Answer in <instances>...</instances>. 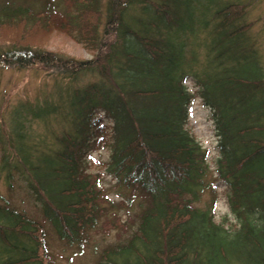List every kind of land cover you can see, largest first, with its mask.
Here are the masks:
<instances>
[{"label":"trees","instance_id":"1","mask_svg":"<svg viewBox=\"0 0 264 264\" xmlns=\"http://www.w3.org/2000/svg\"><path fill=\"white\" fill-rule=\"evenodd\" d=\"M217 3L190 16L187 25L165 3L153 16L142 0H109L104 34L113 44L95 69L97 81L11 113L0 170L7 180L26 184L67 244L114 231L117 239L102 248L98 264H264V66L255 46H247L248 26L237 24L243 8ZM134 5L149 15L135 21L136 30L126 20ZM4 9L0 24L38 17L26 9ZM47 18L57 28L66 26L63 14ZM198 29L208 34L202 54L200 45L188 46ZM41 53L9 51L5 57L26 66L38 61L51 69L86 68L87 62ZM191 75L217 137L214 170L208 150L187 128L195 98L185 86ZM56 114L71 128L50 145L31 141L27 122ZM105 148L106 173L129 191V202L137 199L135 218L121 201L126 219L119 222L113 211L118 204L99 187L100 174L88 172L90 152ZM218 181L227 189L233 227L214 222ZM207 192L212 196L204 201ZM44 237L40 223L0 203V264H47Z\"/></svg>","mask_w":264,"mask_h":264},{"label":"rangeland","instance_id":"2","mask_svg":"<svg viewBox=\"0 0 264 264\" xmlns=\"http://www.w3.org/2000/svg\"><path fill=\"white\" fill-rule=\"evenodd\" d=\"M142 1L147 4L153 16L156 10L164 6V3L165 6L168 4L169 12L173 10L177 15L184 17L183 22L188 25L190 16L205 13V7L215 0H170L174 8L165 0ZM217 1L218 8L228 4L243 8L244 14L237 24L248 26L247 46L250 47V44L255 46L264 66V0ZM108 4L109 0H0V11L4 8L11 11L26 9L29 15L35 13L38 16L22 19L19 17L13 19L15 21H4L0 24V159L1 152L3 153L1 145L5 143L10 133L11 113L14 109L20 105L32 107L57 101L58 98L64 97L66 91H74L97 81L99 75L95 69L103 66V53L113 44V37L104 34L111 15ZM55 12L65 16L67 22L65 27L57 28L51 22L49 23L47 16ZM126 15L128 25L135 30L137 29V26H134L136 20L149 19V15L142 11V5L132 6L127 10ZM206 32V30L198 29L194 36L188 33L189 49L200 45L199 51L202 54V46L207 41ZM9 51L12 55H19L22 52L50 53L62 62H87V64L85 69H77V72H73L70 67L62 66L51 69L44 67L38 61L26 66L21 65L17 59L9 57L7 59L5 54ZM185 86L195 94L193 95L195 98L188 107L187 128L208 150L209 168L214 170L218 152L210 110L197 96L198 86L192 75L185 82ZM66 110H68L67 107ZM99 117L106 121V124L108 123L103 113H99ZM27 127L31 141L42 140L50 145L54 137L69 130L71 124L61 115L56 114L44 122L31 119L27 122ZM6 147L9 148V146ZM10 148L9 151H11ZM109 157V148L90 152L87 157L88 172L100 174L99 187L105 190V196L115 204L121 201L129 204L130 216L135 218V214L139 213L137 199L133 198L129 202L124 197L129 191L117 187L116 180L106 173ZM226 192L224 183L218 181L216 183L217 200L212 215L216 224L224 222L225 227H233L236 222L227 205ZM211 196V193L207 192L204 201L209 200ZM5 201L10 208L24 213L29 219L43 226L47 264H98L102 248L117 239V235L110 229V233L106 236L91 233L88 242L82 240L78 245L67 244L66 240L58 235L52 221L44 215L41 205L35 201L34 195L28 190L26 184L17 177L7 180L5 172L0 170V203ZM113 211L119 215V222L125 221V208L122 204L116 205ZM102 238L107 240L104 241Z\"/></svg>","mask_w":264,"mask_h":264}]
</instances>
